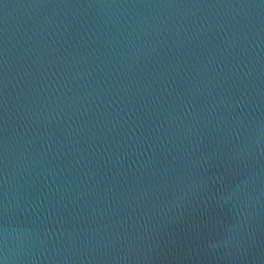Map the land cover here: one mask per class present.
Here are the masks:
<instances>
[{
    "label": "water",
    "instance_id": "obj_1",
    "mask_svg": "<svg viewBox=\"0 0 264 264\" xmlns=\"http://www.w3.org/2000/svg\"><path fill=\"white\" fill-rule=\"evenodd\" d=\"M0 264H264V0H0Z\"/></svg>",
    "mask_w": 264,
    "mask_h": 264
}]
</instances>
